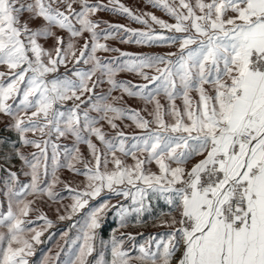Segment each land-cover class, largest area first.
Returning a JSON list of instances; mask_svg holds the SVG:
<instances>
[{"label":"snow or ice","instance_id":"1","mask_svg":"<svg viewBox=\"0 0 264 264\" xmlns=\"http://www.w3.org/2000/svg\"><path fill=\"white\" fill-rule=\"evenodd\" d=\"M149 6L0 0V264H264V0Z\"/></svg>","mask_w":264,"mask_h":264},{"label":"rangeland","instance_id":"2","mask_svg":"<svg viewBox=\"0 0 264 264\" xmlns=\"http://www.w3.org/2000/svg\"><path fill=\"white\" fill-rule=\"evenodd\" d=\"M122 2L124 3H127L129 6H137L139 8H142L143 10H151V11H155L157 15H160L162 16V18H167L166 16H164V14L160 11V10H156V9H151V7H147L145 8L144 5L147 3V0H122ZM123 18H118V17H112V21L115 22V21H118V20H122ZM132 26L134 27H142L141 25L139 24H133ZM114 46H119V47H123L127 50H135V46H128V45H121L118 41L115 42ZM107 55V54H105ZM112 55H115L114 53ZM133 76L134 74H124V73H120L117 75V78L118 79H133ZM133 82L134 83H137L139 82L137 79H133ZM113 95H120L119 91H116V92H113ZM125 100L126 102L128 103L129 106L131 107H138V106H141L140 104V101L137 99V98H130V97H127L125 95ZM179 102V101H178ZM2 129H0V134H2ZM82 150H83V146H82ZM70 170H63L62 171V174H61V178L63 179L64 175H67L69 173ZM50 215V218H53L54 219V216H52L51 213H49ZM67 222L66 221H61L59 223H55L53 225V228L52 229H49V232H56L58 229L61 228L62 225L66 224ZM132 226L130 225L129 228H126V229H121L122 231H128V230H131ZM140 231H155V230H158L156 228H152L151 227V222H149L148 225H146L144 228H140L139 229ZM48 235V233L46 232L45 233V237ZM59 239V234L57 232L56 234V239L55 240H52V241H45V244L44 246L41 245L39 246L38 250H37V253L35 255V260L36 261H40L43 257V255L47 252V249L48 248H52L53 251H55V243H56V240ZM42 248H45L43 251H42Z\"/></svg>","mask_w":264,"mask_h":264},{"label":"trees","instance_id":"3","mask_svg":"<svg viewBox=\"0 0 264 264\" xmlns=\"http://www.w3.org/2000/svg\"><path fill=\"white\" fill-rule=\"evenodd\" d=\"M3 134V133H2ZM116 227V222L115 220L109 216L108 217V220L105 224V227L101 233V235L105 238V239H108L109 235L111 234V229ZM155 231H158V230H155ZM44 246V245H43ZM42 247V246H41ZM45 248H42V251L44 250Z\"/></svg>","mask_w":264,"mask_h":264}]
</instances>
